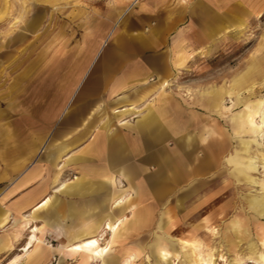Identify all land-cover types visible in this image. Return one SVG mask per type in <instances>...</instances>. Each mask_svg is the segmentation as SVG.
Listing matches in <instances>:
<instances>
[{
	"label": "crops",
	"instance_id": "0c3cea01",
	"mask_svg": "<svg viewBox=\"0 0 264 264\" xmlns=\"http://www.w3.org/2000/svg\"><path fill=\"white\" fill-rule=\"evenodd\" d=\"M102 1L90 33L104 36L69 47L73 58L64 54L61 75L51 73L55 57L48 65L49 88L59 83L61 116L48 121L42 154L38 134L25 142L6 138L0 148V264H52L58 256L83 264L91 251L85 244L94 239L112 244L105 264H134L140 252L115 256L113 247L149 225V211L184 182L224 165L230 133L210 118L222 114L209 93L193 102L179 88L198 35V0ZM48 93L47 112L55 113ZM78 245L83 253L71 251Z\"/></svg>",
	"mask_w": 264,
	"mask_h": 264
},
{
	"label": "rangeland",
	"instance_id": "374dc122",
	"mask_svg": "<svg viewBox=\"0 0 264 264\" xmlns=\"http://www.w3.org/2000/svg\"><path fill=\"white\" fill-rule=\"evenodd\" d=\"M102 2L0 0L1 149L6 138L25 142L38 134L42 154L48 121L52 125L61 116L56 112L60 110L56 103L59 83L51 82L49 88L48 65L55 57L56 70L51 66V73L61 75L62 65L57 64L64 54L73 58L69 47L104 36L90 33ZM196 3L198 35L194 34L195 45L189 51L191 67L183 72L179 88L189 92L193 102L199 101L198 93H209L216 112L222 114L210 118L214 119L211 124L230 133L224 165L192 184L184 182L176 196L149 211L150 224L128 232L112 254L123 257L125 252H140L134 264H263L264 0ZM49 91L55 101V113L50 114ZM239 140L240 151L231 166L226 160L235 154ZM131 212L127 213L130 218ZM159 249L169 255L158 258ZM76 260L58 256L52 264Z\"/></svg>",
	"mask_w": 264,
	"mask_h": 264
},
{
	"label": "bare ground",
	"instance_id": "6f19581e",
	"mask_svg": "<svg viewBox=\"0 0 264 264\" xmlns=\"http://www.w3.org/2000/svg\"><path fill=\"white\" fill-rule=\"evenodd\" d=\"M28 28V27H27ZM238 99V98H237ZM251 120V119H250ZM255 123V122H254ZM258 129V128H257ZM248 135V133L246 134ZM250 152V151H249ZM259 159V158H258ZM262 162V161H261ZM237 226V225H236ZM119 228L120 226H114L111 228V231H112V235H113V238L114 237H117V233L119 231ZM236 228V227H235ZM120 232V231H119ZM111 234V233H110ZM111 236V235H110ZM112 238V239H113ZM101 240V239H100ZM111 240V238H110ZM116 240V239H115ZM87 247H89V249H91L90 252L87 253V256L84 258V261H83V264H91L93 263L96 259H99L102 261L103 264H105V259L108 257L111 249H112V244H107L105 246H100V241L99 239H94V240H91V241H88L86 244H85ZM83 247L78 245V246H73L71 248V251H75V252H79V253H83L82 251ZM26 250H28V248H26ZM27 254V253H26ZM28 255V254H27ZM211 256V255H210ZM211 258V257H209ZM204 259V258H202ZM213 259V258H212ZM200 260V259H199ZM222 261L225 260V258L222 257V259H220ZM262 260V259H261ZM208 262V261H207ZM18 263V262H17ZM210 264H215L213 262H211ZM264 264V262H263Z\"/></svg>",
	"mask_w": 264,
	"mask_h": 264
}]
</instances>
